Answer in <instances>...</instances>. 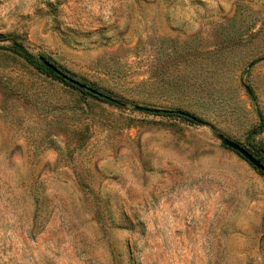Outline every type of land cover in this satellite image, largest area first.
<instances>
[{
  "label": "rangeland",
  "instance_id": "1",
  "mask_svg": "<svg viewBox=\"0 0 264 264\" xmlns=\"http://www.w3.org/2000/svg\"><path fill=\"white\" fill-rule=\"evenodd\" d=\"M0 35V264H264V175L216 137L264 116V0H0Z\"/></svg>",
  "mask_w": 264,
  "mask_h": 264
},
{
  "label": "trees",
  "instance_id": "2",
  "mask_svg": "<svg viewBox=\"0 0 264 264\" xmlns=\"http://www.w3.org/2000/svg\"><path fill=\"white\" fill-rule=\"evenodd\" d=\"M3 39H4L3 36L0 35V41H2ZM10 42L11 43H10L9 49L13 53H15L18 56L24 58L27 62H29L30 64H32L34 67H36L40 71H42L44 73H47V74L53 76L54 78L60 80L66 86H69V87H71L73 89H76L81 94L88 95V96H90V97H92V98H94L96 100L101 101V102H105L107 104H110V105H113V106H117V107L121 106L120 105L121 102L118 101V100H116V99H114L115 101H110L109 99L96 96V95L88 92L86 89H81V88H79V87H77V86H75V85L67 82L66 80H64L63 78H61L60 76H58L54 71H52L51 69H49L48 67H46L45 65H43L40 62V60L34 54H32L22 43L14 40V39H11ZM60 71H62V70H60ZM86 86H88V85H86ZM89 88H91V87H89ZM94 90H96V89H94ZM248 94L253 99L254 96H253L251 90H248ZM106 96L110 97L109 95H106ZM156 110H157L156 112H153L151 114L162 115V116H166V117L176 116V117H179L180 119L185 120V121H188L190 123H198V124H203L204 123L202 120H200V118H198L197 116H195L193 113H190V112H187V111H183V110H177V111H175V110H165V109H156ZM263 132H264V116L261 115L258 112V122H257V124L253 128H251L247 132V134H246V136L244 138V144H241V143L235 141V142L239 143L241 146H243L244 148H246L254 157H256L258 160H260V162H262V163H264V146L256 141V137L259 134L263 133ZM252 168L255 169L254 167H252ZM258 172L261 173L262 175H264L262 172H260V171H258Z\"/></svg>",
  "mask_w": 264,
  "mask_h": 264
},
{
  "label": "water",
  "instance_id": "3",
  "mask_svg": "<svg viewBox=\"0 0 264 264\" xmlns=\"http://www.w3.org/2000/svg\"><path fill=\"white\" fill-rule=\"evenodd\" d=\"M39 60L43 65H45L46 67H48L49 69L54 71L58 76H60L61 78H63L67 82H69V83H71V84H73V85H75L81 89H86L88 92H90L96 96L109 99L110 101H115L113 98H110V97L106 96L105 94H103L97 90L89 88L85 84H83V83L71 78L70 76L66 75L65 73L60 71L56 66H54L52 63L48 62L47 60H45L43 58H40ZM120 105H123V104L121 103ZM133 109L136 111H139V112H150V113L157 111L156 109H153V108H147V107H142V106H138V105L134 106ZM216 137L218 138V140H220L222 145H224L225 147L236 152L249 165H251L256 170H258L264 174V163L260 162V160H258L256 157H254L246 148L241 146L239 143L224 137L222 134H217Z\"/></svg>",
  "mask_w": 264,
  "mask_h": 264
}]
</instances>
